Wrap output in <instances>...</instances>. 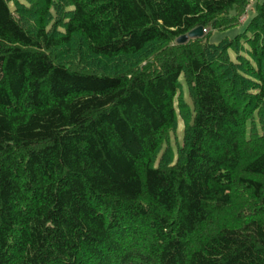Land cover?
<instances>
[{
	"label": "trees",
	"instance_id": "1",
	"mask_svg": "<svg viewBox=\"0 0 264 264\" xmlns=\"http://www.w3.org/2000/svg\"><path fill=\"white\" fill-rule=\"evenodd\" d=\"M0 264H264V0H0Z\"/></svg>",
	"mask_w": 264,
	"mask_h": 264
},
{
	"label": "rangeland",
	"instance_id": "2",
	"mask_svg": "<svg viewBox=\"0 0 264 264\" xmlns=\"http://www.w3.org/2000/svg\"><path fill=\"white\" fill-rule=\"evenodd\" d=\"M254 2L251 1L245 8L244 10V14L240 17V19L238 20V24L237 26H235L233 29L224 31V32H211L210 36H209V40L212 43H217L220 39L224 38V37H228V38H233L237 33L241 32L243 30V28L245 27L246 23L253 17L254 15ZM209 32V30H204L202 37L207 35ZM182 93L184 98L187 100V91L185 89V87L182 88ZM182 126L180 125V123L178 124V128L176 130V133L173 134V136L171 137V139L175 136L176 138H178L177 140L180 141V134L182 132Z\"/></svg>",
	"mask_w": 264,
	"mask_h": 264
},
{
	"label": "water",
	"instance_id": "3",
	"mask_svg": "<svg viewBox=\"0 0 264 264\" xmlns=\"http://www.w3.org/2000/svg\"><path fill=\"white\" fill-rule=\"evenodd\" d=\"M203 32H204V30H203L202 27H199V28H197V29H194V30L190 31L187 35H184V36L180 37V38L177 40V43H178V44H183V43L187 42V41L190 40V39L201 38Z\"/></svg>",
	"mask_w": 264,
	"mask_h": 264
}]
</instances>
